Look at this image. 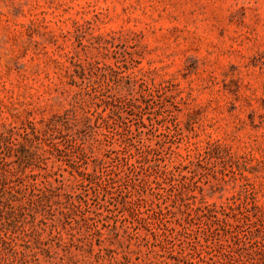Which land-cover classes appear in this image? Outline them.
Listing matches in <instances>:
<instances>
[{
	"label": "rangeland",
	"instance_id": "obj_1",
	"mask_svg": "<svg viewBox=\"0 0 264 264\" xmlns=\"http://www.w3.org/2000/svg\"><path fill=\"white\" fill-rule=\"evenodd\" d=\"M0 264H264V0H0Z\"/></svg>",
	"mask_w": 264,
	"mask_h": 264
}]
</instances>
